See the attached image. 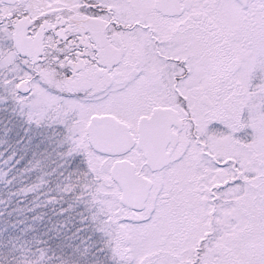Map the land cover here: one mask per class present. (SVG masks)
Here are the masks:
<instances>
[{"label": "snow or ice", "instance_id": "snow-or-ice-1", "mask_svg": "<svg viewBox=\"0 0 264 264\" xmlns=\"http://www.w3.org/2000/svg\"><path fill=\"white\" fill-rule=\"evenodd\" d=\"M0 264H264V0H0Z\"/></svg>", "mask_w": 264, "mask_h": 264}]
</instances>
